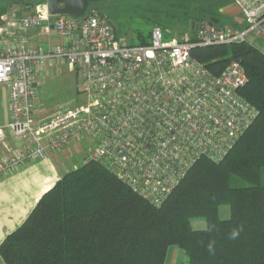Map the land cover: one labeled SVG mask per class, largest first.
Wrapping results in <instances>:
<instances>
[{
	"label": "built area",
	"instance_id": "built-area-1",
	"mask_svg": "<svg viewBox=\"0 0 264 264\" xmlns=\"http://www.w3.org/2000/svg\"><path fill=\"white\" fill-rule=\"evenodd\" d=\"M246 27L218 29L201 21L168 42L154 26L147 45L117 39L105 16L50 14L47 4L18 18L38 29L47 51L26 44L0 50V86L9 91V130L21 143L0 158V180L67 151L98 162L152 205L160 206L201 158L221 161L259 115L241 94L245 69L231 61L216 76L191 57L197 47L264 40V0H233ZM55 35L58 39L54 40ZM65 64L85 82L84 102L41 119L39 71ZM0 131V138L3 139Z\"/></svg>",
	"mask_w": 264,
	"mask_h": 264
},
{
	"label": "trees",
	"instance_id": "trees-1",
	"mask_svg": "<svg viewBox=\"0 0 264 264\" xmlns=\"http://www.w3.org/2000/svg\"><path fill=\"white\" fill-rule=\"evenodd\" d=\"M151 2L180 14L190 29L201 21L224 29L220 14L191 0ZM39 4L46 0L32 6ZM8 10L9 4L0 5V17ZM149 40L140 35L142 45ZM191 57L216 76L231 61L245 69L248 82L241 94L259 115L232 150L221 161L199 159L160 206L104 165L84 163L63 175L5 238L4 264H165L170 247L185 252L183 264H264V48L197 47ZM222 206L230 208L227 220L220 218ZM196 219L204 220L207 230L195 229ZM241 224L239 239L230 240V231ZM213 240L214 255L207 250Z\"/></svg>",
	"mask_w": 264,
	"mask_h": 264
},
{
	"label": "crops",
	"instance_id": "crops-1",
	"mask_svg": "<svg viewBox=\"0 0 264 264\" xmlns=\"http://www.w3.org/2000/svg\"><path fill=\"white\" fill-rule=\"evenodd\" d=\"M8 1H11L12 7L9 5V10L4 15L15 12L20 19L33 12L35 8L32 5L39 0ZM191 1L220 14L225 24L223 30L241 32L246 27L244 17L233 0ZM1 5L6 6L7 3L3 5L1 2ZM52 38L54 40L58 39L55 35ZM19 44L37 47L42 51H47L48 49V41L38 29L25 28L19 20L1 24L0 50L4 51ZM64 67H67V65H62L56 61L47 63L39 71L38 87L40 96L41 88L46 87L54 77L61 76ZM67 69L70 74H79L78 72L70 71L68 67ZM40 101L42 105V98H40ZM53 113L48 111V114H46L41 110V119H47ZM11 121L9 91L7 88L0 86V131L4 135L3 139L0 138V158L18 151L21 146V143L8 128ZM78 156L71 157L67 151H62L56 153L52 158L33 162L18 173L6 176L0 180V245L9 234L17 230L25 222L41 197L52 189L63 175L79 167V164L76 163L72 166L71 161H75ZM184 261L185 252L182 249L177 247L168 249L165 264H183ZM0 264H4L1 257Z\"/></svg>",
	"mask_w": 264,
	"mask_h": 264
},
{
	"label": "rangeland",
	"instance_id": "rangeland-1",
	"mask_svg": "<svg viewBox=\"0 0 264 264\" xmlns=\"http://www.w3.org/2000/svg\"><path fill=\"white\" fill-rule=\"evenodd\" d=\"M0 0L2 4L11 1ZM99 11L112 22L116 28L117 39H122L128 44H141L140 35L150 36L154 26H159L163 31L164 41L168 42L181 34H191L190 26L182 22L181 15L164 7V5L151 2V0H109L100 2ZM2 6V5H1ZM253 45L259 49L264 48V40L253 41ZM82 77L80 74H70L64 67L59 77L50 80L46 87L41 88L42 112L53 113L59 107H74L84 102L81 93ZM54 109V110H52ZM84 154L78 156L74 163L81 166ZM221 220L230 218L231 212L228 206L219 209ZM205 221L196 219L192 226L195 229L204 228Z\"/></svg>",
	"mask_w": 264,
	"mask_h": 264
},
{
	"label": "water",
	"instance_id": "water-1",
	"mask_svg": "<svg viewBox=\"0 0 264 264\" xmlns=\"http://www.w3.org/2000/svg\"><path fill=\"white\" fill-rule=\"evenodd\" d=\"M109 0H46L49 12L51 15H67L79 19H86L89 16H93L99 12V7L88 8L89 3H100ZM12 7V4H10ZM114 30H116L114 24L111 22ZM197 25L192 22L191 29L195 30ZM85 80L82 81V84Z\"/></svg>",
	"mask_w": 264,
	"mask_h": 264
},
{
	"label": "clouds",
	"instance_id": "clouds-1",
	"mask_svg": "<svg viewBox=\"0 0 264 264\" xmlns=\"http://www.w3.org/2000/svg\"><path fill=\"white\" fill-rule=\"evenodd\" d=\"M204 228H205V230H207V228H208L207 224L204 225ZM243 230H244V226L242 224L239 227H234L230 231V233L228 235V238L230 240L239 239V237H240L241 233L243 232ZM207 250H208L209 253H211L213 255L215 254V241L214 240L213 241H209V243L207 244Z\"/></svg>",
	"mask_w": 264,
	"mask_h": 264
}]
</instances>
